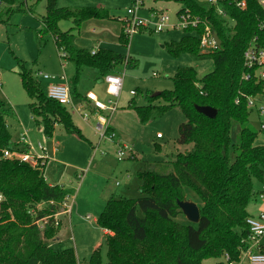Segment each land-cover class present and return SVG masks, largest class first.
<instances>
[{
    "label": "trees",
    "instance_id": "16d2710c",
    "mask_svg": "<svg viewBox=\"0 0 264 264\" xmlns=\"http://www.w3.org/2000/svg\"><path fill=\"white\" fill-rule=\"evenodd\" d=\"M179 1L183 4L179 13L188 9L200 18L201 24L187 30L179 43L168 48L169 53L176 58L187 54L198 61H212L214 69L200 79L194 68H182L174 78L172 91L148 96L146 106L132 103L131 107L143 124L179 110L187 122L179 127L178 144L192 149L172 157L173 172L169 174L154 171L155 166L167 165L148 164L140 175L138 199L107 202L98 225L114 234L107 240L108 262L104 263L99 249L87 264H204L227 256L238 263L251 235L248 208L255 195V182L264 181V146L256 145L259 134L250 124L248 100L264 95V82L244 80L245 74L253 73L246 68L244 56L252 43L264 48V9L258 0L225 1V12L236 22L231 30L215 8L204 7L197 0ZM237 2H246V8L239 9ZM18 3L19 0H0L7 7L0 12V26L9 25L6 16ZM93 19L112 18L107 9L58 8L57 0H48L42 19L44 27L38 33L42 40L52 37L58 51L63 50L73 64L74 98L82 99L77 86L86 70L104 79L116 75L117 68L128 61L126 56L111 50L101 49L92 55L74 47L73 38L83 23ZM63 21H72L73 27L62 31L59 25ZM206 26L211 27L222 45L215 52L203 54L200 37ZM120 42L129 45L124 32ZM19 76L32 101L34 119L46 138H52L61 125L68 134L87 141L70 111L48 97L24 63ZM197 107L215 109L216 118L199 113ZM9 114L10 110L0 101V152L14 146L6 118ZM235 126L240 128L236 143ZM186 189L202 202L199 224L177 221L184 215L179 203L188 202ZM0 193L5 197L0 205V264H30L33 260L40 264H78L74 250L60 252L47 245L46 240L54 239L58 229L47 227L41 231L34 223L59 213V204L66 196L74 195V190L50 186L39 171L27 164L2 161ZM34 209L36 218L31 215Z\"/></svg>",
    "mask_w": 264,
    "mask_h": 264
},
{
    "label": "rangeland",
    "instance_id": "374dc122",
    "mask_svg": "<svg viewBox=\"0 0 264 264\" xmlns=\"http://www.w3.org/2000/svg\"><path fill=\"white\" fill-rule=\"evenodd\" d=\"M135 1L57 0V6L58 8H99V6H104L101 8L110 10L118 20L117 22L123 23L124 30L126 27L124 20L128 17V10L134 7ZM197 1L200 5L210 8L206 0ZM47 6L48 0H27V2L19 0V3L12 8V14L6 16L7 20L9 18V25L0 26V101L6 105L7 110H10V114L6 118L13 143H19L20 134L25 131L28 132L29 141L34 146L39 143L44 145L48 142V155L51 161L44 173L47 183L66 185L75 190V195L72 198V202L74 200V215L70 224L69 222L67 224V230L66 227L62 230L61 242L55 244L54 238L46 240L47 245L53 244V249L60 252L68 249L74 250L79 264H84L86 260L88 262L94 252L92 247L96 248L97 246L101 249L104 263H107V240L94 223V219L98 218L104 210L105 198H111L109 189L119 190L117 194L131 190L132 193L126 196L137 199L141 196L139 188L142 183L139 177L145 171V163L161 160V153L156 150V146H166L169 148V154L175 155L191 150V146L187 148L178 144L179 127L187 122L179 110H171L162 118L143 124L136 111L131 107L132 103L146 106L148 105V96L172 91L174 78L182 68H194L198 72L199 78L202 79L212 72L214 65L212 61H198L187 54L176 58L169 53L168 48L172 44L179 43L186 35L182 29L174 28L178 25V11L183 8L180 1L144 0V5L137 16L146 21L157 23L158 20L152 18L150 14L151 9H157L169 17V25L172 28H166L163 32L158 33L144 29L129 39L127 47L123 45L112 47L117 50V53L126 56L128 61L117 68V74L124 78V85L120 98L116 99L118 109L112 118L110 117V125L116 129L122 138L121 142L130 151H127L125 158L119 161L117 151L122 145L118 144L117 140L115 143L105 142L102 147L106 155L102 156L99 152L97 158L92 161L94 148L77 136L68 135L61 125L57 126L53 138L45 137L43 131L39 130L41 127L34 119L30 107L32 101L24 90L19 76L20 65L24 63L27 70L44 89L61 82L62 76L67 77L70 87L74 89L76 70L73 64L68 60L61 59V54L52 37L47 36L42 40L41 36H38L44 27L42 19L46 16ZM6 9L5 4H0V12H4ZM59 26L62 31L66 32L73 27V23L72 21H63ZM75 36L73 38L74 47L91 53L89 51L90 43L80 41L79 34ZM76 40L79 41L78 45ZM39 72L48 75L50 79L45 80L37 77ZM155 74L157 76H154ZM100 80L101 78L96 73L86 70L78 83V94L84 96L85 91L91 89L100 101L108 104L110 97L106 92L107 85ZM131 91H136L137 95L132 96ZM74 99L77 101L79 98L75 97ZM156 104L161 103L157 102ZM73 108L74 106L67 107L77 123H84ZM250 111V124L259 134L257 146H264V131L261 129L264 117H259L256 108H251ZM93 121L91 120V123ZM239 129V126H235L233 130L234 143L237 141ZM158 135L164 139L158 140ZM93 141L95 146L98 145L97 136ZM102 159L105 161H101ZM172 159L166 162L167 166H155L154 171L162 174L173 172V168L170 166ZM102 163L106 165L102 166ZM45 177L43 178L45 179ZM131 177L133 180L130 181ZM263 185L264 181H256L255 191ZM106 189L107 197L102 195V191ZM186 195L188 202L194 203L198 207L202 206L200 198L193 191L186 189ZM116 196L118 197V195ZM252 207L253 202L251 203ZM258 207L254 209L257 210ZM259 212H264V210H259ZM177 221L181 224L189 222L185 215L180 216ZM262 242L264 243V241ZM224 258L209 260L204 264L224 263ZM30 264L40 263L33 260ZM244 264H248V262Z\"/></svg>",
    "mask_w": 264,
    "mask_h": 264
},
{
    "label": "built area",
    "instance_id": "2783aa9c",
    "mask_svg": "<svg viewBox=\"0 0 264 264\" xmlns=\"http://www.w3.org/2000/svg\"><path fill=\"white\" fill-rule=\"evenodd\" d=\"M210 8H215L219 16L225 20V24L228 29H234L236 22L225 12L223 8V3L228 0H206ZM261 7L264 9V0H258ZM27 2V0H25ZM144 5V0H136L134 7L128 10V17L124 22L126 27L123 32L127 38H131L133 35L141 32V30L148 29L153 32H163L166 28H172L169 25V17L164 14L153 15L152 18L158 20L157 23L151 21H146L137 16V13L142 9ZM237 7L239 9L246 8V2H237ZM201 24L200 18L194 16L190 10H185L178 14V25L174 28H180L183 31H187L190 28L197 29ZM264 29V24L262 26ZM211 27L206 26L205 32L200 37L201 41V50L203 54H208L215 52L219 49ZM61 54V59L66 61L67 54L63 50H59ZM97 51H94L92 55H95ZM245 66L246 68L253 73L245 74L244 80L249 81L254 78L257 81L264 82V48L258 47L255 43H252L250 47L245 52ZM154 76H157L156 74ZM37 77L44 78L49 80L48 75L39 72ZM104 82L107 85V95L110 97V100L107 103H103L99 100L96 94L89 93L86 97L87 100L91 103L94 113L86 112L83 114V119L88 122L91 119L96 121V133L99 137L98 145L95 146V153L102 152V145L106 142L115 143L118 139V134L112 130L110 125V117L116 113L118 109V100L123 91L124 78L120 75H109L104 78ZM47 95L50 99L58 101L61 105L65 107L73 106V97L72 89L70 87L69 81L66 76L61 77V83L50 85L47 88ZM132 96H136L137 92L132 91ZM263 95L249 98V109L256 108L257 112L261 117H264V96ZM259 101V102H258ZM239 104V102H237ZM262 131H264V121L261 125ZM161 138V135L158 136ZM14 144V143H13ZM127 151H130L126 146H119L117 151V157L119 161L125 158ZM50 158L48 155V148L39 143L38 145H33L27 136L23 134L20 137V142L14 144L12 149H5L0 152V162L10 161V162H19L27 164L33 169L39 171L43 177H45V169L48 165ZM73 195H68L65 197L64 201L59 204L60 212L52 217H46L41 220H35V225L41 231H44L47 227L58 228L61 221L59 217L61 215L71 214V210L74 205V200L72 202ZM257 199L264 201V185L262 186L261 191L257 195ZM5 202V197L0 193V205ZM53 204V203H51ZM37 209H41V206H38ZM31 215L33 218H36V209L32 210ZM247 224L250 227L251 235L246 241V248L242 251V256L240 262H232L229 256L224 258L225 264H264V245L262 240L264 238V212L259 213L257 216H250L247 220Z\"/></svg>",
    "mask_w": 264,
    "mask_h": 264
},
{
    "label": "crops",
    "instance_id": "0c3cea01",
    "mask_svg": "<svg viewBox=\"0 0 264 264\" xmlns=\"http://www.w3.org/2000/svg\"><path fill=\"white\" fill-rule=\"evenodd\" d=\"M175 1H179V0H175ZM101 7H104V6H99V8H101ZM104 9V8H103ZM180 10H182V9H180ZM110 11V10H109ZM180 11H178V13H179ZM150 14H151V17L153 16V15H160V14H162V12L161 11H159V10H157V9H151L150 10ZM110 15H111V20H97V19H93V20H89V21H87V22H85V23H83V25H82V27H81V31H80V33H78L79 34V37H81V39H80V41H88L89 43H90V45H91V48H90V52H91V54L94 52V51H99V50H101V49H103V50H111V51H114V52H117V50H115L114 48H112V47H119V46H121V42H120V39H121V36H122V34H123V23L121 22V21H119V22H117L118 20L116 19V17L114 16V15H112V13L110 12ZM178 15V14H177ZM78 34H76V35H78ZM76 37V36H75ZM184 38V37H183ZM182 38V39H183ZM76 43H77V45H78V43H79V41H75ZM79 47V46H78ZM127 63V62H126ZM91 71V70H90ZM213 71V70H212ZM94 74H95V72L94 71H92ZM103 82H104V79H101ZM100 80V81H101ZM37 81V80H36ZM59 83H61V82H57L56 84H59ZM72 89V88H71ZM46 91H47V89H45ZM132 92V91H131ZM84 93V92H83ZM89 93H94L93 92V90H91V89H87V91H85V94H84V96H82V99H78L77 101L74 99V97H73V106H74V108H73V110H74V112H76L80 117H81V119H82V121L84 122V123H81L80 124V122L79 123H77V121L75 120V118L73 117V115H72V113H71V115H72V117H73V121H74V124L81 130V132L83 133V135L85 136V138L87 139V141L86 140H83V139H81L79 136H77V135H75V134H68L66 131H65V129H64V131L68 134V135H75V136H77L79 139H81L82 141H84V142H87V143H89V145H91V147H93V148H95V145H94V139H95V136H97L98 137V135H97V133H96V129H95V126H96V121L94 120V119H91L92 121H93V123H91V120H89L88 122H86L84 119H83V114L84 113H86V112H91V113H94L95 112V110L93 109V107H92V105H91V103L87 100V95L89 94ZM264 96V95H263ZM262 96V97H263ZM67 108V107H66ZM174 110H177V109H174ZM180 112V111H179ZM257 114H259V113H257ZM114 115V114H113ZM112 115V116H113ZM112 116H111V118H112ZM259 117H261L260 115H259ZM63 127V126H62ZM57 128V127H56ZM111 128H112V126H111ZM40 131H43L42 130V128H40L39 129ZM112 130H114L117 134H118V132L116 131V129H114V128H112ZM56 131V130H55ZM88 133H90L91 135H89ZM23 134H27V136H28V132L27 131H25V132H23L22 134H20V137H21V135H23ZM55 135V134H54ZM159 136V135H158ZM158 136H157V139L158 140H163L164 139V137H162L161 136V138H158ZM54 137V136H53ZM52 137V138H53ZM98 139H99V137H98ZM121 136L118 134V139H117V143L118 144H120V145H122V146H125V144H123L122 142H121ZM257 140H256V145H257ZM14 144H16V142L14 143ZM47 146H46V145ZM44 145L48 148V146H49V143L47 142V143H45ZM259 144V143H258ZM185 147H187L188 148V146H185ZM168 149L169 148H167L166 146L165 147H162V146H160V145H158V146H156V150L159 152V153H161V160L160 161H154V162H152V163H149V162H147V163H145V170H146V168H147V166H148V164H162V165H167L166 164V162L167 161H169L175 154H169V152H168ZM191 149H192V146H191ZM102 150L104 151V149H103V147H102ZM186 150V149H185ZM184 150V151H185ZM49 152V151H48ZM54 152H56V151H54ZM179 153H182V152H179ZM178 153V154H179ZM56 154V153H55ZM98 154H99V152L98 153H95V150H94V154H93V156H92V161L94 160V159H96L97 157L96 156H98ZM100 155H102V156H105L106 154L104 153H100ZM49 161H51V159L49 160ZM101 161H105V159H102ZM100 161V162H101ZM50 162H48V164H49ZM103 165H106V164H104V163H102V166ZM47 168V167H46ZM45 171H46V169H45ZM145 172V171H144ZM141 175V174H140ZM140 178V177H139ZM131 180H133V177H131L130 178V181ZM141 180V179H140ZM45 181L47 182V179H46V177H45ZM141 183H142V180H141ZM50 186H62V187H65V188H67V189H71V190H74V188H72V187H67L66 185H52V184H49ZM119 186V185H118ZM141 186H142V184H141ZM141 186H140V188H141ZM140 188H139V191H140ZM261 189H262V187L260 186V188L258 189V190H256L255 191V195H254V198H253V207L251 208V204H250V206H249V208H248V212H249V214L251 215V216H257L260 212H259V210H264V201H260V200H258L257 199V195L259 194V192L261 191ZM75 191V190H74ZM117 191H119V190H116V189H114V188H110L109 189V195H112L111 196V198H109V199H107V198H105L106 200H105V206H106V204H107V202L109 201V200H111V199H122V198H124V199H130V200H134V199H131V198H128V196H126V195H128V194H130V193H132V191L131 190H128V192H126V191H124V192H122V194H121V192H120V194H117ZM103 192H104V194H103ZM106 192V193H105ZM114 193H116V194H114ZM75 195V194H74ZM73 195V196H74ZM102 195H105V197H107V189L106 190H104V191H102ZM116 195H118V197L116 196ZM138 199V198H137ZM74 206V205H73ZM257 206H259L258 207V209L257 210H255L254 208H256ZM105 209V208H104ZM104 211V210H103ZM102 211V212H103ZM102 214V213H101ZM100 214V215H101ZM73 215H74V209L72 208V210H71V214H70V216L69 215H61L60 217H59V220L61 221V223H60V226H59V228H58V233H57V236L55 237V239H54V243L55 244H58V243H60L61 242V234H62V230H63V228L64 227H66L65 229L67 230V224H68V222H69V224H70V221L72 220V217H73ZM99 217L100 216H98V218H95L94 219V223H96V225H97V227H98V229L99 230H101L102 231V233H103V235H104V238H106V240H108V238L109 237H111V236H114V234L112 233V232H110V231H108V230H105V229H102L101 227H99V225H98V219H99ZM67 219H69V221H67ZM87 220H90L89 218H87ZM262 241H264V238H263V240ZM262 244L264 245V243L262 242ZM51 247L53 246V244L52 245H50ZM93 247H95V246H93ZM92 247V249H94V252L96 251V250H99L100 249V247L99 248H97V246H96V248H93ZM53 248V247H52ZM101 250V249H100ZM93 252V253H94ZM92 253V254H93ZM91 254V255H92ZM78 260V259H77ZM88 262H87V260L85 261V263L84 264H87ZM79 264V263H78Z\"/></svg>",
    "mask_w": 264,
    "mask_h": 264
},
{
    "label": "water",
    "instance_id": "95a60500",
    "mask_svg": "<svg viewBox=\"0 0 264 264\" xmlns=\"http://www.w3.org/2000/svg\"><path fill=\"white\" fill-rule=\"evenodd\" d=\"M215 41L219 47H221L222 43L217 35H214ZM161 93H155L153 96L158 97ZM197 111L209 118H216L217 111L210 107H197ZM179 206L183 211L184 215L187 217L190 223L199 224L200 222V209L199 207L191 202H180Z\"/></svg>",
    "mask_w": 264,
    "mask_h": 264
}]
</instances>
